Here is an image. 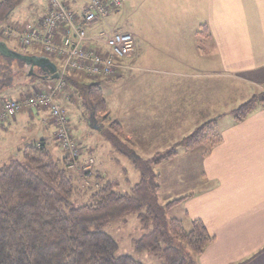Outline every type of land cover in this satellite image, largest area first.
I'll return each mask as SVG.
<instances>
[{
    "label": "crops",
    "instance_id": "0c3cea01",
    "mask_svg": "<svg viewBox=\"0 0 264 264\" xmlns=\"http://www.w3.org/2000/svg\"><path fill=\"white\" fill-rule=\"evenodd\" d=\"M121 1L109 20L92 25L89 44L106 51V46L94 41L102 31L127 34L135 42L133 56L120 60L116 75L99 83L112 89L109 99L104 93L108 111L126 128V142L137 154L154 151L153 145L160 143L159 150H165L164 143L177 144L190 126L184 138L193 133L192 128L196 131L199 124L213 120L214 112L228 102L230 89L253 97L264 89V0ZM84 10L75 12L81 15ZM42 18L32 21L35 26L30 30H17L16 36L8 37L10 42L23 47L21 34L40 29ZM102 24L109 29H101ZM204 27L207 33L202 35ZM6 45L12 48L7 41ZM61 66L47 79L41 77L45 92L56 88L53 81ZM68 78L79 85L95 82L82 73H70ZM25 94L14 100L24 99ZM56 100L76 118L84 105L70 85ZM83 109L97 121L87 107ZM168 111L175 115L167 118ZM221 116L217 117L221 140L216 145L202 152L179 153L169 162L175 166L173 176L181 177L176 172L184 170L183 160L200 159L199 164L194 162L200 174L190 187L192 192L172 210V217L188 230L192 221H201L212 237L198 264H264V108L238 122ZM48 120L47 110H24L0 125V144L13 128L29 130L0 165L20 158L32 141L59 149ZM81 145L88 152L90 145Z\"/></svg>",
    "mask_w": 264,
    "mask_h": 264
},
{
    "label": "trees",
    "instance_id": "16d2710c",
    "mask_svg": "<svg viewBox=\"0 0 264 264\" xmlns=\"http://www.w3.org/2000/svg\"><path fill=\"white\" fill-rule=\"evenodd\" d=\"M20 1L0 2V23ZM3 30L13 28H3L2 34ZM200 33L206 34L207 28L201 29ZM6 46V41L0 38V53L7 60L40 68L44 79L50 76L51 70L44 68L43 64L53 58L23 56ZM12 75L13 71L3 77L12 79ZM65 81L67 87L72 86L83 98L84 106L93 118L108 111L100 83L79 85L68 76ZM5 97L0 96V111L1 99ZM259 108H264V92L234 111V119L242 121ZM40 110H47L50 115L49 108ZM99 133H110L115 148H118L115 142L123 141V126L118 122ZM220 136L218 118L204 123L178 142L175 145L178 149L174 147L163 156L142 162L141 181L128 193L117 192L119 182L100 174L82 185L70 169L69 153L60 147L55 134V142L62 152L60 157H55L56 148L45 142H29L22 151V159H12L0 167V264H143L130 256H118V243L101 229L131 214L138 215L145 231L136 243L138 252L151 253L161 259L162 264H198V258L213 239L201 221H192L188 230L179 219L168 218V214L186 197L160 204L159 176L154 168L176 159L179 149L192 152L202 147L211 148L221 140ZM71 137L85 151L72 134ZM125 145L124 152H119L138 158L127 142ZM81 153L80 162H87L82 161L84 152ZM87 155L95 160L90 151ZM83 196H87V203L77 207L74 202Z\"/></svg>",
    "mask_w": 264,
    "mask_h": 264
},
{
    "label": "rangeland",
    "instance_id": "374dc122",
    "mask_svg": "<svg viewBox=\"0 0 264 264\" xmlns=\"http://www.w3.org/2000/svg\"><path fill=\"white\" fill-rule=\"evenodd\" d=\"M3 0H0L2 2ZM52 0H21L13 12L8 16L6 20H4L2 23H0V35L2 41H7V44L11 46V49L16 50L20 55L28 56V57H42V56H48L42 48L38 47H29L24 48L22 47L18 42H10L11 38L7 37L6 32H11L10 30H3L5 27H11L15 32L17 30L19 32H23L25 30H30L35 25L31 22L34 20H38L41 17L45 16L48 13L49 10V3ZM64 5L69 7L72 11L80 12L82 9L84 10L90 3V0H59ZM109 20V19H108ZM114 27V26H113ZM101 29L108 30L109 26L101 25ZM44 54V55H43ZM51 59L53 58L55 61V64L57 66H61L62 61H58L56 57L48 56ZM57 59V60H56ZM11 71H13V77L12 79H9L10 77H3V75H8ZM42 70L40 68H33L32 66H23L22 63H16L11 62L3 56V54L0 53V96H6L10 99H18L22 95L25 96L24 98H27L31 94H33V91L31 89L37 88L36 92H45V83L41 81L42 76ZM95 80V83H99L100 80ZM94 82V81H93ZM58 83V80H54L53 84ZM103 90L104 93L109 99V94H111L112 89L107 86L106 84H103ZM67 88V86H66ZM66 89L61 90L57 93V95L62 94ZM29 92V93H28ZM264 92V89L260 90L255 95L260 96V94ZM248 92L239 91L237 88L230 89L228 96V102L218 108L219 111L214 112L213 119L217 118L218 116H224L228 118H234L233 112L236 111L238 108H240L245 102L249 101L253 95L251 96H245ZM58 104L63 108V111L67 115V110L64 109L65 107L58 102ZM84 105H81V110L79 111L78 118H76V114L74 112L68 113L69 121H70V129L72 131L73 137L81 144L86 145L89 144L88 152L90 151V154H92V157L95 158L97 161V164L95 165V160L92 159L90 156L84 157L87 155V152L82 151L83 153V160H86L88 163L94 164L92 167H87L85 169H71L73 173L76 175L77 178L80 179V182L82 185H85V182L87 180H90V178L96 177L97 175H103L107 177L109 180H113L114 182H119V186L117 187V192L119 193H128L130 192L131 188L137 184L139 181H141L142 178V168L140 166L142 165V162L149 161L153 158H156L158 156L165 155L170 149L174 148L176 144L171 145L168 143L166 146L168 148H165V150H159V147L161 148L162 143L160 144H154L153 150L151 152L147 153H139L138 158L129 156L128 154L125 155L121 154L119 151L124 152V148L126 147L125 143L127 141V134L128 131L126 128L123 127V135L122 139L123 141H120L119 143H116V146L118 148L114 147V143L112 141V135L110 133L107 134H100L96 130H109L111 129L112 125L116 123V117L112 116L109 111L106 113H102L99 116H97V121L94 122L90 120L89 114L87 113L86 109H83ZM165 115L167 118L173 117L175 115L174 111H168L165 112ZM221 116V117H222ZM67 117V118H68ZM165 117V118H166ZM206 122V121H205ZM208 122V120H207ZM49 125H52V120L46 121ZM119 123V122H118ZM191 123H193V120H191ZM197 123V122H196ZM204 123V122H203ZM121 124V123H120ZM167 125H171L170 122H166ZM194 124V123H193ZM201 124L197 126V128L200 127ZM192 126H190L189 130L183 131L181 133L182 136L185 137V135L190 131ZM19 127V131H16L17 128H13L9 134L8 137H2V142L0 144V161L1 158H7L9 150L16 151L20 141H22L21 136L25 133H28V128L21 129ZM196 128V129H197ZM192 132L195 131V128ZM22 130V131H20ZM70 131V133H71ZM183 137V138H184ZM182 138V140H183ZM134 141V139H132ZM129 145V144H128ZM96 146V148L94 147ZM131 146V144H130ZM53 147V146H52ZM177 148V147H175ZM159 150L160 152H156V150ZM162 149V148H161ZM178 149V148H177ZM201 150L200 152L204 151L205 148H199L194 151ZM55 157L58 155H62V152H60L59 149H55ZM184 152H187L185 150L179 149V153L182 154ZM193 152V151H192ZM17 154V153H15ZM82 154V153H81ZM20 158L22 159V154H19ZM18 156V155H17ZM81 160V158H79ZM173 161V160H172ZM186 162L184 165V170H177V174L181 173L180 175H174V167L172 164H164L161 167L154 168V171H156V174H158L157 184L160 188L159 193V202L160 204H166L175 200H179L182 198H185L187 194H190L192 190H190L191 185L195 182L197 179V176L200 174L197 168H195L194 162L199 164L200 159H188L183 160ZM9 163V162H7ZM3 165V164H2ZM0 165V167H2ZM102 172V173H101ZM94 185V183H93ZM77 207H80L87 203V196H83L76 202H74ZM175 212V211H174ZM177 214V211L175 212ZM172 217V213L168 214V218ZM103 232L110 235L117 243H118V256H130L133 257L135 260L143 263V264H162V260L155 257L151 253L148 252H138L136 250V243L142 238V236L145 234V231L142 229L140 220L138 218V215H128L125 218L110 222L106 224L103 228H101ZM187 229V228H186Z\"/></svg>",
    "mask_w": 264,
    "mask_h": 264
},
{
    "label": "built area",
    "instance_id": "2783aa9c",
    "mask_svg": "<svg viewBox=\"0 0 264 264\" xmlns=\"http://www.w3.org/2000/svg\"><path fill=\"white\" fill-rule=\"evenodd\" d=\"M121 6V0H90L80 15L59 0H52L40 29L21 34L23 47L39 45L48 56L62 61L60 77L56 88L50 93L34 91L20 101L2 98L0 125L15 119L24 109L49 108L56 140L71 157L70 169L79 171V168L92 167L94 162H80L81 147L71 137L68 118L57 103L56 95L66 87L65 79L70 73H82L92 79H110L120 68L119 61L133 56V38L120 32L102 31L94 39L96 43L106 46V51L89 44L92 25L107 20ZM10 31L6 32L7 37L16 36L17 32Z\"/></svg>",
    "mask_w": 264,
    "mask_h": 264
},
{
    "label": "water",
    "instance_id": "95a60500",
    "mask_svg": "<svg viewBox=\"0 0 264 264\" xmlns=\"http://www.w3.org/2000/svg\"><path fill=\"white\" fill-rule=\"evenodd\" d=\"M6 47H8V46H6ZM11 53H15V52L12 51ZM32 67L35 68L34 66H32ZM43 67H44V68H47V69H49V70H51V73H52V74L57 73V67H56L55 64L52 63L51 61H46V62L43 64ZM59 77H60V75L57 74V75L54 77V79L59 80Z\"/></svg>",
    "mask_w": 264,
    "mask_h": 264
}]
</instances>
